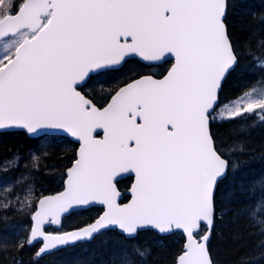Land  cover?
Wrapping results in <instances>:
<instances>
[{
	"label": "snow or ice",
	"instance_id": "snow-or-ice-1",
	"mask_svg": "<svg viewBox=\"0 0 264 264\" xmlns=\"http://www.w3.org/2000/svg\"><path fill=\"white\" fill-rule=\"evenodd\" d=\"M228 7V0H22L18 7L0 0V129L33 136L64 132L79 143L64 190L39 199L31 217L27 243L43 241L37 256L105 231L134 240L140 230L162 235L182 230L186 242L174 264H215L208 246L211 229L218 215L231 211L218 206L217 192L229 171L239 168L224 156L243 152L244 146L235 143L222 151L210 123L246 119L257 110L252 127L264 122V39L256 42L259 53L248 42L245 52L238 49L227 24ZM241 55L251 57L254 82L221 104L223 82L237 70ZM170 57L174 63L163 78L131 80L114 89L105 106L78 90L128 59ZM30 155L37 159L35 151ZM22 159L14 154L4 167H19ZM124 173L135 180L130 202L121 204L114 181ZM258 185L264 201V177L248 188L241 185V192L255 195ZM260 201L236 214L246 213L264 235V218H257L264 212ZM95 204L104 211L92 223L46 234V223L59 225L65 214ZM149 251L125 245L113 261L143 264Z\"/></svg>",
	"mask_w": 264,
	"mask_h": 264
},
{
	"label": "trees",
	"instance_id": "trees-1",
	"mask_svg": "<svg viewBox=\"0 0 264 264\" xmlns=\"http://www.w3.org/2000/svg\"><path fill=\"white\" fill-rule=\"evenodd\" d=\"M11 2L18 7L22 0ZM7 3L8 0H4V4ZM228 4L227 24L233 42L242 52L246 51L244 44L248 42L252 50L259 53L256 42L264 39V0H229ZM251 63V57L241 55L237 70L223 84L221 104L234 100L254 82L255 77L249 67ZM136 69L141 70V66L131 60L126 63V67L102 76L103 79L107 76L112 83L113 79H120ZM88 86L82 90L86 92ZM258 114L259 110L254 114H245L246 119L211 123L216 146L222 151L235 143L244 146L243 152L232 153L231 157L224 156L230 162L235 160L239 168L235 173L230 170L218 188V206L222 210L227 207L231 211L222 218L218 215L215 220L208 244L215 264H264V246L260 245L264 235L259 234L258 228L250 223L246 213L236 214L237 210L260 201L262 195L259 185L255 195L241 192L240 187L243 185L248 188L257 178L264 177V122L252 127ZM77 148L76 142L61 135L34 138L25 131L0 133V264H114L113 257L118 256L125 245H138L150 250L143 264H174V259L184 245L183 235L179 232L160 235L150 229L139 232L134 240H125L118 230L105 231L89 242H76L53 253L37 256L39 244L27 243L32 214L40 197L63 189L66 170L76 158ZM33 151L36 160L30 155ZM14 154L23 157L19 167L5 168L4 162L11 160ZM22 176H28L29 179L15 183ZM124 181L121 182L122 186L130 182V177ZM228 193H233L231 200L225 199ZM260 203L264 204V201ZM100 212V208L92 207L72 213L65 219L63 227L67 229L86 225ZM257 218H264V212L258 213Z\"/></svg>",
	"mask_w": 264,
	"mask_h": 264
},
{
	"label": "flooded vegetation",
	"instance_id": "flooded-vegetation-1",
	"mask_svg": "<svg viewBox=\"0 0 264 264\" xmlns=\"http://www.w3.org/2000/svg\"><path fill=\"white\" fill-rule=\"evenodd\" d=\"M131 60L139 64L141 66V70L136 69L131 74L126 73L120 79H113L112 83H110L111 81L108 80L107 76L105 77V79H103L104 76H102L105 73H108L110 71L104 72L92 78L93 80H91L90 82L91 86H88L89 88L87 89L86 94L88 92L89 97L94 98V102H98L97 103L98 107L104 106L107 102L110 101L111 95L114 94V91H113L114 89L124 86L125 83L130 82L131 80H134L144 75H151L156 78H162L170 70L174 62V59L172 58L166 59L162 61L161 63L150 64V65H146L145 63H142L138 59H129L127 60V62ZM127 62L123 63V65L118 67L116 70H120L126 67ZM126 78H129V79L125 81ZM124 179L126 178H123L117 181V186L123 194L121 202H124L125 200L129 198L126 192L129 189L130 184L132 183V180H133L132 178H130V182L125 183L124 186H122L121 182H125Z\"/></svg>",
	"mask_w": 264,
	"mask_h": 264
},
{
	"label": "water",
	"instance_id": "water-1",
	"mask_svg": "<svg viewBox=\"0 0 264 264\" xmlns=\"http://www.w3.org/2000/svg\"><path fill=\"white\" fill-rule=\"evenodd\" d=\"M170 58H172V59H174V57H170ZM137 59H139L141 62H143V63H145L146 65H150V64H156V63H161L162 61H164V60H161V61H155V62H146V61H142L140 58H137ZM169 59V58H168ZM166 60V59H165ZM153 77V76H152ZM154 78V77H153ZM163 78V77H162ZM154 79H157V78H154ZM159 79H161V78H159ZM225 82V81H224ZM224 82H223V84H224ZM79 90V89H78ZM220 93H221V91H220ZM220 93H219V100H220ZM81 94L82 95H84L82 92H81ZM210 129H211V123H210ZM7 131H25V130H23V129H18V128H11V129H0V133H2V132H7ZM100 133H102V136H103V132H102V130H100ZM54 134H59V135H65V136H67V137H69L71 140H73V141H75V142H77L76 140H75V138H73V137H71L70 136V134H66V133H64V132H57V133H54ZM42 135H45V134H41L40 136H42ZM31 137H34V138H36V137H40V136H33V135H30ZM102 136H100L99 138H102ZM78 149H79V147H78ZM77 153H78V150H77ZM226 159V158H225ZM67 173V172H66ZM128 176H130V177H132L133 178V182H132V184L134 183V180H135V177H134V174H129V173H124V174H122L120 177H118L117 178V180L116 181H114V182H117L118 180H121V179H123V178H126V177H128ZM67 178V177H66ZM65 182H66V179H65V181H64V187H65ZM132 184H131V186H132ZM131 186H130V188L128 189V191H127V194H129V199L126 201V202H120V200L122 199V193H121V191L119 190V188H118V186H117V190L121 193V197H120V199H119V201L118 202H120L121 204H126V203H128V202H130V200H131V191H130V189H131ZM64 190V188L62 189V191ZM62 191H59V192H62ZM59 192H56V193H54V194H48V195H45V196H52V195H56L57 193H59ZM44 197V196H43ZM42 197V198H43ZM94 206H99V207H101V208H103V211H104V207L103 206H101V205H99V204H95V205H92V206H90V207H88L87 209H89V208H91V207H94ZM37 207H38V204H37ZM37 207H36V209H37ZM102 211V212H103ZM76 212V211H75ZM102 212H101V214H102ZM73 213V212H72ZM34 214V213H33ZM100 214V215H101ZM68 215H70V214H65L64 216H62V218H61V224H59V225H56V224H50V223H46L45 224V226H44V230H45V228L47 227V226H53V227H55L56 229H60L61 227H62V223H63V219H64V217L65 216H68ZM96 218H98V217H96ZM95 218V219H96ZM94 221V220H93ZM92 221V222H93ZM91 222V223H92ZM215 223V222H214ZM90 224V223H89ZM88 225V224H87ZM84 226H86V225H84ZM84 226H81V227H77V228H72V229H69V230H66V231H64V232H71V231H73V230H75V229H80V228H83ZM32 227H34V221L32 220ZM213 228H214V226L212 227V229H211V234H212V231H213ZM32 229V228H31ZM145 230H148V229H145ZM151 230H154V229H151ZM207 230V229H206ZM140 231H144V230H140ZM139 231V232H140ZM156 232H158L157 230H155ZM174 231H178V232H181L182 234H183V236H184V238H185V242H186V234L185 233H183V231L182 230H174ZM173 231V232H174ZM46 232V231H45ZM64 232H56V233H50V232H46V234H51V235H58V234H62V233H64ZM172 232V233H173ZM159 233V232H158ZM160 234V233H159ZM171 234V233H170ZM162 235V234H161ZM163 235H169V234H163ZM211 237V236H210ZM37 241H40V242H42V244H41V246L40 247H42L43 246V241H42V238H40V239H38ZM37 241H34V242H37ZM185 242H184V244H185ZM39 247V248H40ZM64 246H59L58 248H56V249H51V250H49L48 252H46V253H44V254H40V256H43V255H46V254H49V253H51V252H54V251H56V250H59V249H61V248H63ZM39 250V249H38Z\"/></svg>",
	"mask_w": 264,
	"mask_h": 264
},
{
	"label": "bare ground",
	"instance_id": "bare-ground-1",
	"mask_svg": "<svg viewBox=\"0 0 264 264\" xmlns=\"http://www.w3.org/2000/svg\"><path fill=\"white\" fill-rule=\"evenodd\" d=\"M50 135H52V134H50ZM92 208V207H91ZM90 209V208H89ZM214 225H215V223H214ZM214 229V228H213ZM145 231V230H144ZM140 232H142V231H140ZM171 234H173V233H171ZM171 234H169V235H171ZM56 251H58V250H56ZM55 252V251H54ZM37 253H38V248H37ZM51 253H53V252H51ZM50 254V253H49ZM40 256V255H39ZM44 256V255H43Z\"/></svg>",
	"mask_w": 264,
	"mask_h": 264
},
{
	"label": "rangeland",
	"instance_id": "rangeland-1",
	"mask_svg": "<svg viewBox=\"0 0 264 264\" xmlns=\"http://www.w3.org/2000/svg\"><path fill=\"white\" fill-rule=\"evenodd\" d=\"M3 48V42H0V49Z\"/></svg>",
	"mask_w": 264,
	"mask_h": 264
}]
</instances>
